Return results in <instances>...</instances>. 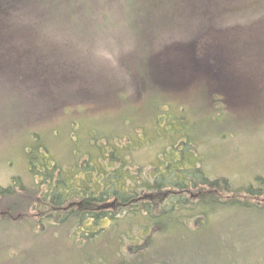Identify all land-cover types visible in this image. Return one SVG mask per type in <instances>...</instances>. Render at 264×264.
Masks as SVG:
<instances>
[{
  "label": "rangeland",
  "instance_id": "rangeland-1",
  "mask_svg": "<svg viewBox=\"0 0 264 264\" xmlns=\"http://www.w3.org/2000/svg\"><path fill=\"white\" fill-rule=\"evenodd\" d=\"M47 1L59 10L0 4V186L15 185L0 203V264H86L73 241L79 201L48 213L31 158L53 160L74 189L81 157L100 166L103 145L129 143L144 172L169 142L166 116L210 179L237 189L264 178V0ZM242 194L212 210L207 241L222 256L206 264H264V199L243 207Z\"/></svg>",
  "mask_w": 264,
  "mask_h": 264
},
{
  "label": "trees",
  "instance_id": "trees-1",
  "mask_svg": "<svg viewBox=\"0 0 264 264\" xmlns=\"http://www.w3.org/2000/svg\"><path fill=\"white\" fill-rule=\"evenodd\" d=\"M40 2L46 10L60 8V4L54 8L47 0ZM128 2L134 6V0ZM2 3V11L14 8L10 9L11 3L6 4L5 0H0ZM16 60L20 61V57ZM10 66L13 69L11 61ZM234 82L236 77L232 76V85ZM159 121L163 126L159 136H165L169 142L164 145L166 148L162 147L156 163H150L149 170L144 172L129 155V143L103 145L107 149L99 152L100 158L103 157L99 159L100 166L91 164L90 157H81L85 161L76 164L79 183L74 189L63 188L61 167L53 160L46 166L30 159L28 168L34 177L40 178L37 184L41 186V201L48 213L53 210L58 217L59 210L65 211L74 201H79L70 213L75 216L73 241L82 251L83 263L141 264L139 260L148 255L153 259L148 264H171L178 258L181 260L177 264L215 262L219 256L221 259L222 253L215 241H207L212 231V210L222 203L232 207V197L239 191L248 199L235 198L243 207H258L256 201L264 199L263 177H256L254 182L237 189L231 180L210 179L202 173L197 160L188 159L180 149L192 142L188 147L196 157L194 138L184 142L182 136L176 137L180 132L172 127L169 118L164 116ZM81 170L83 175L79 177ZM14 187L0 186V203L13 198ZM198 187L201 191H196L195 195L189 193V189ZM225 192L231 196L226 197ZM43 205L40 206L44 208ZM67 215L68 212L59 218L62 221Z\"/></svg>",
  "mask_w": 264,
  "mask_h": 264
}]
</instances>
